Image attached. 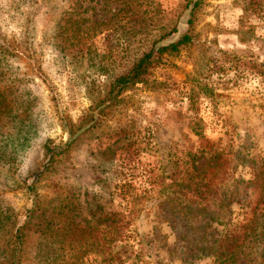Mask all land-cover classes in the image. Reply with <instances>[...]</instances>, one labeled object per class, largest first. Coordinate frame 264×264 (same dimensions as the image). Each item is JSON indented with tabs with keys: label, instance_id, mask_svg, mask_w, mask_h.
<instances>
[{
	"label": "rangeland",
	"instance_id": "obj_1",
	"mask_svg": "<svg viewBox=\"0 0 264 264\" xmlns=\"http://www.w3.org/2000/svg\"><path fill=\"white\" fill-rule=\"evenodd\" d=\"M193 1L0 0V96L18 112V131L0 121L6 225H19L28 211L32 228L57 226L66 203L96 237L97 219L109 224L131 205L111 257L103 260L86 244L81 264H264V0H200L189 13ZM77 26L88 35L85 45L72 44ZM185 32L191 42L176 54L164 52L94 125L71 135L62 128L60 120L76 123L142 53ZM49 146L62 150L50 158ZM200 167L201 183L212 188L204 194L236 196L229 234L215 244L227 252L225 261L193 257V245L203 241H191L199 235L183 221L172 230L158 214L155 190L175 182L185 194L182 185ZM211 226L220 235L222 225ZM37 233L24 247L32 256Z\"/></svg>",
	"mask_w": 264,
	"mask_h": 264
},
{
	"label": "trees",
	"instance_id": "obj_2",
	"mask_svg": "<svg viewBox=\"0 0 264 264\" xmlns=\"http://www.w3.org/2000/svg\"><path fill=\"white\" fill-rule=\"evenodd\" d=\"M199 2L200 0H194L191 3L189 13H193ZM187 23H191L190 18L187 19ZM77 29L78 26L76 28V33L73 34V37H75L77 41L74 43L72 42V44L85 45L88 35L86 32H81L82 28L79 29L80 31H77ZM190 42L191 35L185 32L178 39L165 45L158 46L155 53L151 50L142 53L124 73L117 74L112 78L105 90L104 96L92 106H89V108L78 117L76 123H71L66 120V118L60 120L62 128L71 135L74 134L75 130L84 127L86 123L94 125L100 116L106 114L112 109L116 102H118V96L123 90L144 81V77L149 74V71L160 62L164 52L176 54L180 47L186 46ZM3 44L0 38V53L5 52ZM2 97L3 96H0V121L13 124L10 125L12 130L18 131V112L16 109H14V111L8 107L10 106L9 101L3 103L5 98ZM24 108L27 110L28 105H25ZM5 135H9V131L5 132ZM46 149L47 152H50L48 155L50 158L54 154L60 153L62 150L59 146H49ZM206 153H209V150L200 152L198 156L192 154L190 159L203 157ZM206 161L207 160L204 162ZM202 167H200L201 169H196L195 177L189 175L188 178L190 180L188 183L182 185H185V194H180L177 191L175 182L167 184L160 183V185H162L155 190L154 194L155 197L160 198L158 206L161 207L158 214L162 213L164 215L162 220L170 224L172 230L175 231L173 223L179 221L182 223L183 221L185 224L187 223L189 233L195 231V233L199 235L196 238L197 240L192 239L191 241L192 245L195 241H203V243L199 242V245H193L194 252H191L193 257L199 258L217 254L220 255L218 256L219 261H225L227 259V252L216 250L215 244H219L220 240L227 237V235L224 236L223 234H229V231L226 232V229H229L227 224L230 222L229 207L236 200V196L231 194V192L224 193L222 191H215L209 198L207 194H211L212 188H209L207 185L208 182L206 181L205 183H201L202 179L205 180V177H200L202 175L204 176L205 172ZM39 175L40 174L36 176L39 177ZM243 181L244 180H240V182ZM249 182L250 181H246V183ZM30 186L33 188L34 185L31 184L28 188ZM203 189L208 191V193L206 192L207 194H204ZM32 190V193H34L32 200L34 206L38 202V194L36 193L35 187ZM134 197L137 198L139 195ZM130 201L131 200H129V203ZM204 201L213 205L214 208L209 209L207 205L203 206ZM172 203L175 206L177 204L180 205L179 208L173 209L175 208L173 205L171 208L170 206ZM128 207L126 213L117 214L116 217L111 218L109 224L102 223L107 220L105 217L97 219L95 225L102 226V231L100 235L96 237L93 236L89 228L87 229L83 226L84 223L81 219H76V217H78V209L76 208L77 210H73V208H69L66 203H64V205L60 207V210H58L59 212L56 213L58 223L60 224L57 226L47 225L48 227L45 229L32 228L34 224L31 225L29 222V217L31 215L28 214V211L25 214V219L19 225L13 226L10 224L8 226L6 222L9 221L8 219L10 217L8 212L9 209H0V264H26L34 260L36 264H81L78 258L83 254L86 244L95 248L99 255H105V258H102L105 260L111 257L110 244L116 240H120L130 224L129 216L133 209H131V205H128ZM63 208H66V210H63ZM191 222L194 223V226H191ZM212 224L222 225V229L219 232L220 235H216L215 237L211 233L212 230H214V232L216 230V228L211 226ZM35 231H38V235L36 236L37 242L35 243L38 244V246L35 248L33 252L34 255L32 256L26 253L25 246L26 242H29L31 233L34 236ZM182 234L185 235L184 233ZM50 238L57 243L55 248L54 242H49ZM72 248L76 249L77 256L71 255ZM36 257L41 258L36 260Z\"/></svg>",
	"mask_w": 264,
	"mask_h": 264
}]
</instances>
